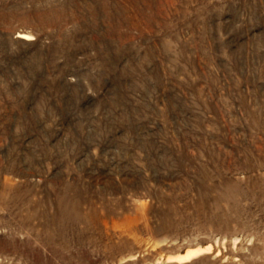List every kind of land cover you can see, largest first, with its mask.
I'll use <instances>...</instances> for the list:
<instances>
[{
  "label": "rangeland",
  "instance_id": "1",
  "mask_svg": "<svg viewBox=\"0 0 264 264\" xmlns=\"http://www.w3.org/2000/svg\"><path fill=\"white\" fill-rule=\"evenodd\" d=\"M0 264H264V0H0Z\"/></svg>",
  "mask_w": 264,
  "mask_h": 264
},
{
  "label": "bare ground",
  "instance_id": "2",
  "mask_svg": "<svg viewBox=\"0 0 264 264\" xmlns=\"http://www.w3.org/2000/svg\"><path fill=\"white\" fill-rule=\"evenodd\" d=\"M23 40H28L26 37H21ZM198 253L197 252H192V253H188L187 256H185L184 258L189 259L192 256H196Z\"/></svg>",
  "mask_w": 264,
  "mask_h": 264
}]
</instances>
